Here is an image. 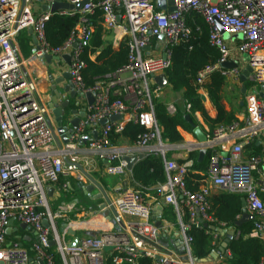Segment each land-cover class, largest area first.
I'll return each mask as SVG.
<instances>
[{
    "label": "built area",
    "instance_id": "2783aa9c",
    "mask_svg": "<svg viewBox=\"0 0 264 264\" xmlns=\"http://www.w3.org/2000/svg\"><path fill=\"white\" fill-rule=\"evenodd\" d=\"M54 1L25 0L23 8L22 0H0V264H30L28 249L17 240H8L11 219L34 229L37 238L32 250L42 264H107L108 254L116 264H139L143 256L152 258L153 264H213L207 261L210 256L197 262L191 250L190 230L193 227L205 229L213 237V246L220 244L221 234L209 225L233 229L235 238L240 232L210 212L212 189L242 196L244 212L254 216L250 234L264 242V144L260 153L244 154L246 145L264 136V0H172L174 11H168L171 4L166 9H158L156 0H88L78 10L52 11L49 8L41 11L36 7L41 3L51 7ZM60 1L75 4L83 0ZM95 9L102 12V26L106 36L113 37V46L126 40L129 55L124 67L87 87L81 74L86 66L82 53L90 45L94 31L87 15L93 14ZM189 10L204 16L211 29L210 41L221 54L216 66L200 73L197 83L202 84L215 69L239 80L242 68L247 65L252 68L247 80L245 115L228 127H219L211 136L218 141L238 135L239 141L228 154L209 148L207 170L197 191L189 189L187 184L192 161L166 159L169 145L162 139L152 101L162 89L153 76L166 74L171 65V47L190 33L184 24ZM54 13L79 14L70 37L57 47L48 43L45 32V24ZM29 26L37 39L29 59H45V55L58 57L67 65L78 97L85 103V114L67 143L62 142L55 116L41 98L38 78L25 69L26 59L17 36ZM221 27L232 37L238 34L242 37L227 40ZM159 35L165 38L160 39ZM153 43L160 44L163 53L145 55ZM244 54L247 58H242L241 63L239 57ZM65 55L70 56L69 63ZM227 61L237 66L224 68L222 64ZM89 92L94 96L92 104L83 99ZM167 108L171 114L176 112L174 105ZM112 115L122 118L111 121ZM72 116L69 115L68 124L64 119L65 125H70ZM106 118L108 122L99 128L100 121ZM129 122L144 128L134 147H150L155 155L165 159L167 180L159 186L157 196L162 195L177 214L182 250L165 251L161 238L168 232L169 223L158 226L153 221V203L147 193L133 187L122 191L112 202L122 228L82 239L76 249L71 250L63 242L55 221L64 216L67 207L61 205L53 211L49 190H54L61 177L74 176L77 181H84L75 151L84 136L95 130L98 136L87 141L88 150L107 160L108 175L123 176L128 155L111 141L110 134L113 130L120 133ZM62 188L66 190V185ZM45 218L49 220L47 227L43 225ZM52 238L57 242L60 262H56L48 250ZM229 254L226 247L215 264H223ZM260 264H264V257Z\"/></svg>",
    "mask_w": 264,
    "mask_h": 264
},
{
    "label": "trees",
    "instance_id": "16d2710c",
    "mask_svg": "<svg viewBox=\"0 0 264 264\" xmlns=\"http://www.w3.org/2000/svg\"><path fill=\"white\" fill-rule=\"evenodd\" d=\"M92 20L94 31L90 45L84 48L82 58L86 62V66L82 70V79L87 87L93 86L98 80L104 78L107 74L113 73L124 67L128 62L129 47L126 40H122L117 47L112 42L105 40L106 32L102 26V12L95 9L93 14L87 15ZM79 21V14L74 16L61 15L54 13L45 24V32L47 41L51 46L57 47L62 45L71 35L73 29ZM185 27L190 29V33L184 37L182 41L171 47V65L166 70L169 85L174 92L182 91V99L184 103L176 107V112L171 114L167 110V104L161 99L153 98V108L155 117L161 130L162 139L168 143H175L182 140V134L179 127L192 132L198 125L197 121L192 118L195 111L201 112L205 122L210 125L211 130L215 126H230L236 119L235 110L227 111L223 105L225 85L227 77L222 71L215 69L211 71L206 80L199 84L198 77L201 72L208 67H214L218 64L221 54L219 49L212 45L210 41L211 29L203 15L196 10H189L184 16ZM17 43L21 52L25 56H29L33 50L32 37L26 30L20 31L17 36ZM240 60V57H239ZM249 86V83H246ZM203 87L214 106L217 109V116L211 117L204 105L203 97L199 93V88ZM238 107L242 108L238 103ZM189 114L192 118L191 124L185 116ZM209 131V132H210ZM144 132V128L133 122L127 123L125 128L120 132L110 134V139L116 143L120 137L126 138L131 142H135L137 137ZM211 135V134H210ZM247 153H258L260 145L257 142L246 145ZM210 154V152H209ZM205 160L198 161L197 151H192L189 158L192 160L191 170H206ZM133 178L141 187L138 189L146 192L148 188L154 184L165 182L167 179L165 172V160L163 157L149 154L145 158L138 161L132 168ZM204 176L198 173H191L188 179V187L192 191H197ZM72 181L71 177H61L58 184L63 187L66 185L64 192H70L68 183ZM72 184V182H70ZM77 183H80L77 181ZM211 202L210 212L220 220L225 222L228 227L235 228L240 232L238 238L233 237L227 248L230 254L225 257L226 264H260L264 257V242L257 236L250 233L253 230V221L245 220L240 226L236 227V221L240 219L244 213L242 205V196L236 193H227L220 191L210 195ZM164 219L176 223L177 214L173 206L166 207ZM193 236L191 250L194 257L198 259L208 258L213 250L219 249V246H213V237L206 233L205 229L193 227L190 230ZM221 239V238H220ZM20 241L18 239H15ZM165 243V239L161 238ZM29 255L32 250L29 245L26 246ZM49 252L53 254L56 262H60L61 255L57 251V247L50 246ZM107 264H116L112 261L108 254ZM122 264H128L124 262ZM139 264H153V259L143 256L139 259Z\"/></svg>",
    "mask_w": 264,
    "mask_h": 264
},
{
    "label": "crops",
    "instance_id": "0c3cea01",
    "mask_svg": "<svg viewBox=\"0 0 264 264\" xmlns=\"http://www.w3.org/2000/svg\"><path fill=\"white\" fill-rule=\"evenodd\" d=\"M36 7L41 11L46 10V4L44 3H41V6L36 5ZM104 38L108 42H112L113 40L112 36L105 35ZM114 47H116V45ZM162 53L163 50L161 45L160 44L157 45L153 43L151 47L147 48L145 55L148 54L160 55ZM30 55L25 56L22 52V56L26 59V65H25L26 66L25 69L27 70L26 72L31 76L37 77L39 80V91L41 94V98L47 104H49L54 95V90L52 89V86L53 84H56L57 89L61 92L62 95L61 101L70 99V92L66 91L65 89V86L68 85L67 84L68 81L66 79L62 80L63 75L69 72L67 65L64 62L60 61L59 59L55 58V56H53L51 61H47L46 59L30 60L29 59ZM242 58L243 60L245 59L244 56L242 57L240 55L241 63H242L241 60ZM37 67H39L41 71ZM40 74H42V76H40ZM246 83L249 82L247 81ZM242 85L243 84L240 80V77L239 80L236 79L235 77H229V76L227 77V84L225 85L223 105L227 111L235 110L236 119L242 118L246 113L245 95L242 94ZM248 87L249 86H247V89ZM198 91L204 97L203 105L207 113L211 117L215 118L217 116V109L214 106V104L211 102L207 91L205 89H199ZM237 94L239 96H242V100L241 99L237 100L236 97ZM181 95H182V91L174 92L168 83L167 86L163 87L161 91H159L156 94V97L164 101L167 104V107L169 105H174L175 107H177L178 105L184 103V100L182 99ZM77 99L76 98L71 99L70 106L71 108L77 109L78 114H80L83 112L85 103L84 101L81 102L80 99L78 100ZM83 99H85L88 102L86 97ZM242 101H244L243 105H241ZM77 102L79 103L77 104ZM238 103L240 104V106H242V108L238 107ZM74 116L75 115H73L72 117ZM192 116H193L192 118H194V120L197 121L198 125L196 127H198L201 130V132L207 136V140L200 141L198 136L195 134L194 130L192 132H189L179 127V131L182 134V140L175 143L167 142V144L169 145V149L166 153L167 160L172 159L178 162H183L185 160L192 161L191 159H188L189 154L192 151H197L198 161L201 162L202 160H205L206 155L209 154L210 152L209 148L223 152L224 154H228L233 144L239 141L238 135L236 136L231 135L228 136L227 138H223L218 141L213 140L211 136L214 133V131L224 125H220V126L217 125L213 130L210 131L211 127L209 124L205 122L201 112L195 111ZM100 126L101 124L99 125V128ZM99 128L97 127V129ZM93 133L91 135L84 136L81 142H79V144L77 145V150L75 151V153L79 157L78 162L84 167L86 173L92 176L102 186V188L106 191V193L109 195V197L112 199V202L114 203L122 191H124L127 188L141 187V185L133 178L132 169L127 168V171L123 176H111L106 173L105 168L107 165V160L100 159L97 154L89 151L87 147V141L90 138H94ZM257 144L260 145V151L258 152L260 153L261 146L264 144V136L260 137V139H257ZM115 145L119 149L124 151L125 155H128L130 157L142 155L140 158H138V160L134 163V165L141 159L145 158L147 155L154 154L152 148L150 147L142 148V149L136 148L134 147V142H131L123 137H120L115 143ZM223 146L224 149L222 148ZM202 150H205V154L202 158H200V152ZM252 153L253 152L247 153V151L244 150V154L246 156ZM208 157L206 158L207 161H205L206 162L205 167L208 166ZM205 169L207 170V167ZM206 170L201 171L198 169H194L191 170V173L195 172L204 176ZM71 180L72 181L70 182H72V184L70 182L68 183L70 192H64L63 191L64 189L59 184H56L54 186V190L51 189L53 190L52 194L51 195L49 194L50 206L53 211H55L61 205L67 207L64 216L60 218L58 222L57 220H55L57 229L63 238V242L66 245L69 244L75 237H78L80 241L85 238L98 236L99 234L105 231H114L122 228L116 219L115 213L110 208L100 209V205L104 202V199L99 198L100 189L97 186H94L89 196L86 195V193L83 191L81 182L79 181L80 183H77L76 177L74 176L71 177ZM82 183L89 184L91 183V181L85 175V179L84 181H82ZM164 183L165 182H160L148 188H145L146 190L145 193H147L148 198L153 203V213H152L153 221L157 223L160 217L161 219L160 223L162 225H166L167 223H169L168 232L162 234V238L165 239L164 241L165 251L180 252L182 250V240H181L180 224L178 221V217L176 223H172L167 221V219H164V212L166 207L169 206V204H167L164 201L162 195L157 196L159 186ZM220 191L222 190L212 189L211 195ZM220 234H221V239H220V245H221L225 241L226 234L224 233H220ZM7 237L8 240H15V239L20 240L19 242L23 246L26 247L27 245H29L30 249L32 250V243L37 238V234L33 228L29 227L28 229H22L21 223L15 220L14 224L11 227H9ZM217 251L219 252V249H217ZM216 259L210 256V258L207 261L215 264ZM39 261L40 259L37 256L36 252L32 250V254L30 255V264H40ZM225 262L226 261H224L223 264H226Z\"/></svg>",
    "mask_w": 264,
    "mask_h": 264
},
{
    "label": "water",
    "instance_id": "95a60500",
    "mask_svg": "<svg viewBox=\"0 0 264 264\" xmlns=\"http://www.w3.org/2000/svg\"><path fill=\"white\" fill-rule=\"evenodd\" d=\"M88 0H83L81 2H78V3H75V4H72V3H67V2H62L60 0H55L51 7H49L48 5H46V9H51L52 11H57L61 8H64V9H80L82 7V5L84 3H86ZM23 2V8L25 6V0H22ZM172 0H156V5H157V8L158 9H166L167 8V5L168 4H171L169 7H168V11H174L175 10V7L172 5ZM120 19V17H119ZM221 30H222V33H223V37L225 39H230V38H241L242 36L240 34L238 35H235V36H230V34L224 29L221 27ZM27 31L28 33L32 36V39H33V42L34 44L36 45L37 44V39H36V36L34 35L33 33V29L31 26H29L27 28ZM159 38L160 39H164V35H159ZM44 58L47 60V61H51L53 56L51 55H45ZM58 59V57H55ZM65 59L66 61L69 63L70 62V56L69 55H65ZM222 66L224 68H234L236 67V63L232 62V61H227L225 63L222 64ZM252 68L250 65H247L241 72L240 74V80L242 82V94L243 95H246L247 93V86H246V82L248 80V76H249V73L251 72ZM155 82L161 87H165L168 85V78H167V75L165 73L163 74H159V75H154L153 76ZM67 80L68 81V85L65 86V89L66 91L70 92V99L68 100H65V101H61V98H62V95H61V92L57 89V86L56 84H53L52 86V89L54 90V95L51 99V102L48 104L49 108L52 110L54 116H55V120H56V123H57V131L59 132L60 134V137H61V140L63 143H67L68 140H69V136L70 134L72 133V131L74 130V128H76L79 124V121L80 119L84 116V111H85V108L83 109V112L78 114V111L77 109L75 108H71V102L70 100L71 99H80V97H78V92L77 90L74 88V85L73 83L71 82V76L69 73H65L63 75V78L62 80ZM86 98L88 100V103L89 104H92L93 103V100H94V96L91 92L87 93L86 95ZM203 97V96H202ZM77 99V100H78ZM204 99V97H203ZM79 102H77L78 104ZM244 104V101L241 102V105ZM67 109H70V113H72L73 115H75L71 121H70V125L67 126L64 124V119H65V114H66V110ZM122 116L120 115H112L109 120L111 121H116L118 119H121ZM185 118L191 123L193 124V121L190 117L189 114H187L185 116ZM108 122V119H102L100 121V124H105ZM194 132L195 134L198 136V138L200 139V141H206L207 140V136L204 135L201 130L198 128V127H195L194 129ZM94 138H97L98 136V130H95L94 133ZM59 141V140H58ZM61 145V144H60ZM205 154V150H202L200 152V158H202ZM142 155H137V156H133V157H130V156H125V159L127 161V168L128 169H132L134 163L138 160V158H140ZM77 167L82 171V173L84 175H86V177L91 181V183L89 184H83L81 183V186H82V189L83 191L86 193V195H89L91 194L94 186H97L99 189H100V195H99V198H103L104 199V202L100 205V209H105L107 207H110V209L115 213L116 215V209L112 203V199L109 197V195L106 193V191L102 188V186L92 177L90 176L88 173H86L84 167L80 164V163H77ZM52 191L53 190H49V194L51 195L52 194ZM242 205L243 207L245 206V201L242 199ZM254 219V216L247 213V212H244L242 217L240 219H238L236 221V227L240 226L245 220H253ZM15 220L14 219H11L10 222H9V227H11L13 224H14ZM161 219L159 217V221L156 223L158 226L161 224ZM43 225L44 226H49V220L47 218H45L43 220ZM204 226H207V223H204ZM209 227L215 231H218L220 233H224L226 234V238H225V241L220 245L219 247V252L221 251H224V249L227 247L229 241L233 238L234 236V231L233 229H228V230H225V229H222L218 226H215V225H209ZM21 228L22 229H28L29 226L25 223H21ZM9 231V228L7 229V233ZM79 239L78 237H75L69 244V248L71 250H75L76 247L79 245ZM57 242L54 238H52L50 240V243H49V246H54L56 245ZM219 252L217 250H213L212 253H211V257H213L214 259H216L219 255ZM210 258V257H209ZM203 260H207L206 258H203V259H197V262H202ZM40 264H42V260L40 259L39 261Z\"/></svg>",
    "mask_w": 264,
    "mask_h": 264
},
{
    "label": "rangeland",
    "instance_id": "374dc122",
    "mask_svg": "<svg viewBox=\"0 0 264 264\" xmlns=\"http://www.w3.org/2000/svg\"><path fill=\"white\" fill-rule=\"evenodd\" d=\"M244 57L245 58H247V55H245L244 54ZM38 69H39V67H37ZM40 70V69H39ZM41 71V70H40ZM40 76H42V74H40ZM237 92V91H236ZM237 100L239 99H241L242 100V96H239L238 94H237ZM175 107V106H174ZM176 108V107H175ZM69 115H70V109H67L66 110V114H65V124H68V120H69Z\"/></svg>",
    "mask_w": 264,
    "mask_h": 264
}]
</instances>
